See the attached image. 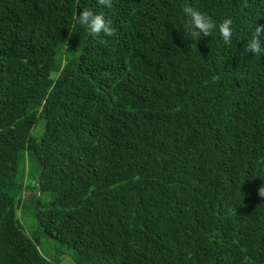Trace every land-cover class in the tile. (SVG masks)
Wrapping results in <instances>:
<instances>
[{
  "label": "trees",
  "instance_id": "1",
  "mask_svg": "<svg viewBox=\"0 0 264 264\" xmlns=\"http://www.w3.org/2000/svg\"><path fill=\"white\" fill-rule=\"evenodd\" d=\"M186 5L231 43L187 37ZM257 23L264 0H0V264H264Z\"/></svg>",
  "mask_w": 264,
  "mask_h": 264
},
{
  "label": "clouds",
  "instance_id": "2",
  "mask_svg": "<svg viewBox=\"0 0 264 264\" xmlns=\"http://www.w3.org/2000/svg\"><path fill=\"white\" fill-rule=\"evenodd\" d=\"M98 3L109 8L112 6V0H98ZM182 11L188 18V28L185 31L187 37L200 39L202 36H210L213 30L218 29L225 44L231 43L233 35V20L231 18H225L217 25L211 15L190 5L184 6ZM76 20L78 24L88 29L90 35L99 36L103 33L106 36H112L115 34L110 21H106L103 15L94 13L88 8L79 11ZM262 36H264V25L257 23L252 39L248 42L245 51L252 54L264 52ZM259 195L264 196V187L259 189Z\"/></svg>",
  "mask_w": 264,
  "mask_h": 264
},
{
  "label": "rangeland",
  "instance_id": "3",
  "mask_svg": "<svg viewBox=\"0 0 264 264\" xmlns=\"http://www.w3.org/2000/svg\"><path fill=\"white\" fill-rule=\"evenodd\" d=\"M33 163L30 161L27 165V171L32 169ZM21 200L17 208V216L22 223L25 232L32 238H37V247L42 255L49 259L55 257V251L53 250L52 244L38 231L37 223L34 218V206L30 200L33 189H31L30 180L26 178V182H22ZM26 188H30L27 190ZM26 189V190H25Z\"/></svg>",
  "mask_w": 264,
  "mask_h": 264
}]
</instances>
